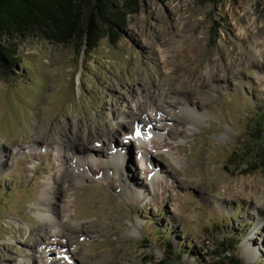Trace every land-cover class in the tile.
<instances>
[{
    "label": "rangeland",
    "instance_id": "1",
    "mask_svg": "<svg viewBox=\"0 0 264 264\" xmlns=\"http://www.w3.org/2000/svg\"><path fill=\"white\" fill-rule=\"evenodd\" d=\"M18 52L0 75V264H224L226 239L264 264V0H142L114 43Z\"/></svg>",
    "mask_w": 264,
    "mask_h": 264
},
{
    "label": "trees",
    "instance_id": "2",
    "mask_svg": "<svg viewBox=\"0 0 264 264\" xmlns=\"http://www.w3.org/2000/svg\"><path fill=\"white\" fill-rule=\"evenodd\" d=\"M141 3L142 0H0V75L9 77L13 74L19 46L34 38L55 45L86 47V50L96 48L101 38L114 43L120 38L126 19L139 11ZM256 120L253 137L258 140L264 133V129L257 128L264 124V114ZM256 155L260 162L264 161L263 146L258 147ZM247 161L243 159L241 166H246ZM244 172L248 171L245 169ZM169 239L163 237L161 243L169 256L179 260L180 254L173 252ZM235 245L231 239L219 243L220 250L230 254L223 257L224 264H243L233 255Z\"/></svg>",
    "mask_w": 264,
    "mask_h": 264
},
{
    "label": "bare ground",
    "instance_id": "3",
    "mask_svg": "<svg viewBox=\"0 0 264 264\" xmlns=\"http://www.w3.org/2000/svg\"><path fill=\"white\" fill-rule=\"evenodd\" d=\"M166 96V95H165ZM179 105H180V110H181V112L184 114V115H186V116H189L190 118H195L194 116H198V117H200L198 114H196V112L195 111H193L192 109H189V106H188V101H187V99L186 98H181V104L179 103ZM148 108H151V110H150V112L151 111H153L154 109H156L155 108V104H152V105H150ZM146 111V107H139L138 108V112H140V114L142 113H145V111ZM147 111H148V109H147ZM141 137V136H140ZM39 141H41V138L38 140H34V142H35V144L37 145V143L39 142ZM87 142H89L88 140H87ZM98 142V141H97ZM161 144V143H160ZM159 144V145H160ZM81 149V148H80ZM89 152V151H88ZM116 157H117V155H116ZM120 160V159H119ZM84 162H85V160L84 159H78V158H76V162H75V165L72 167V169H71V171H69V172H71V174L70 175H72L73 176V178L74 179H76V180H79V179H84V177H85V170H84V166H85V164H84ZM116 163H118L116 160H115V162H110V163H106V162H104L103 164H105L104 166V169L101 171V176L103 177V178H107V177H109V171H111L110 170V167H108V164L109 165H111V164H113L114 166H115V164ZM121 162H119V164H120ZM2 165V164H1ZM100 168V167H99ZM75 169H77L78 171H76ZM83 169V170H82ZM73 171H74V173H73ZM114 173V174H113ZM121 171H118V170H116V171H112V174L113 175H117L118 176V178H120V183H121V187L122 188H124V190H128L126 187H125V184H124V181H126V183H128V181L126 180V179H124V180H122L121 178L123 177L121 174ZM122 180V181H121ZM63 183V182H62ZM129 193V192H128ZM43 205H42V207H47V204H49V206H50V201H49V196H48V194L46 193V195H44L43 196ZM46 201V202H45ZM53 211V210H52ZM39 212H40V214H41V216H43L45 219L48 217L47 215H45V214H47L46 212V210H44V208H41L40 210H39ZM57 216L55 215V213H54V215H53V221H54V224H55V226L57 227V228H59V227H64V226H66V225H64V224H66V222L65 223H63V221H61V220H57ZM66 218V217H65ZM62 219V218H61ZM49 220V219H48ZM67 230V229H66ZM19 233V232H18ZM57 234H62V231L61 230H59L58 229V231H57ZM24 234L23 233H19V236H23ZM24 241H27V240H29V238H26V239H23ZM33 245H34V249L36 250V252L38 253L39 251V248H37L38 247V245H37V240H34V242H33ZM40 255H41V257H44L45 256V253L43 252V251H40ZM247 256L249 257V258H251V257H253V252L251 251V250H248L247 251ZM247 258V257H246ZM37 259V258H36ZM38 259H40V257H38ZM28 260H31V258H29ZM46 260V259H45ZM246 263H248L249 261L248 260H244ZM28 262V261H27ZM27 262H25V264L27 263ZM23 264V263H22ZM42 264H44L43 262H42Z\"/></svg>",
    "mask_w": 264,
    "mask_h": 264
},
{
    "label": "snow or ice",
    "instance_id": "4",
    "mask_svg": "<svg viewBox=\"0 0 264 264\" xmlns=\"http://www.w3.org/2000/svg\"><path fill=\"white\" fill-rule=\"evenodd\" d=\"M137 135H139V132H137Z\"/></svg>",
    "mask_w": 264,
    "mask_h": 264
}]
</instances>
